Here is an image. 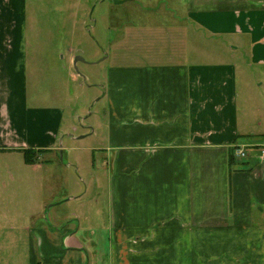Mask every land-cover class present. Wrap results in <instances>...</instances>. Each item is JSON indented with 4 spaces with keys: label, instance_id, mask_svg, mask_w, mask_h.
<instances>
[{
    "label": "crops",
    "instance_id": "1",
    "mask_svg": "<svg viewBox=\"0 0 264 264\" xmlns=\"http://www.w3.org/2000/svg\"><path fill=\"white\" fill-rule=\"evenodd\" d=\"M185 8L163 35L172 57L108 72L107 209L25 228L29 264H264V0ZM22 9L0 0V155L39 158L58 150L62 114L30 105Z\"/></svg>",
    "mask_w": 264,
    "mask_h": 264
},
{
    "label": "rangeland",
    "instance_id": "2",
    "mask_svg": "<svg viewBox=\"0 0 264 264\" xmlns=\"http://www.w3.org/2000/svg\"><path fill=\"white\" fill-rule=\"evenodd\" d=\"M185 1L22 0L29 102L61 112L62 120L54 140L58 150L40 154V167L26 164L22 152L0 155V264H29L25 228L52 224L70 212L107 209L103 175L109 170L99 149L108 72L140 64L147 52L153 59L158 52L172 57L163 35L175 33ZM77 57L84 62L75 68ZM71 196L82 200L69 201Z\"/></svg>",
    "mask_w": 264,
    "mask_h": 264
},
{
    "label": "built area",
    "instance_id": "3",
    "mask_svg": "<svg viewBox=\"0 0 264 264\" xmlns=\"http://www.w3.org/2000/svg\"><path fill=\"white\" fill-rule=\"evenodd\" d=\"M234 156L239 160H247L250 157L247 147H236L233 152ZM259 156L264 159V145L259 150Z\"/></svg>",
    "mask_w": 264,
    "mask_h": 264
},
{
    "label": "trees",
    "instance_id": "4",
    "mask_svg": "<svg viewBox=\"0 0 264 264\" xmlns=\"http://www.w3.org/2000/svg\"><path fill=\"white\" fill-rule=\"evenodd\" d=\"M23 154H24V158H25V163L28 164V165H34L36 164L38 161V154L37 153H34L30 150H25L23 151ZM234 157L232 156V159Z\"/></svg>",
    "mask_w": 264,
    "mask_h": 264
},
{
    "label": "water",
    "instance_id": "5",
    "mask_svg": "<svg viewBox=\"0 0 264 264\" xmlns=\"http://www.w3.org/2000/svg\"><path fill=\"white\" fill-rule=\"evenodd\" d=\"M117 3L119 4V3H121V2H117ZM78 62H84L83 58H81V57H77V58L74 60V66H75V68H76Z\"/></svg>",
    "mask_w": 264,
    "mask_h": 264
}]
</instances>
